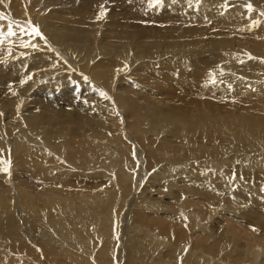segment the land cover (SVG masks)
I'll return each mask as SVG.
<instances>
[{
  "label": "bare ground",
  "instance_id": "6f19581e",
  "mask_svg": "<svg viewBox=\"0 0 264 264\" xmlns=\"http://www.w3.org/2000/svg\"><path fill=\"white\" fill-rule=\"evenodd\" d=\"M41 1L45 3L47 2L45 5L52 6V5L58 4V0H10L11 3L9 4L10 5L9 12L6 11L5 15L3 16L4 18L0 19L1 23L4 25L11 24L12 30L16 33V35L7 37L8 28H4V25L0 24V33H3L4 36L6 37V39L4 40V43L0 45V54L2 53L1 56L4 54H9V53H12L14 55H17V54L26 55L29 53L30 55L33 54L32 58L27 59L26 62L17 61L14 64L12 63L13 66L16 65L21 70L19 72H17L18 69L17 71H9V72H2L4 71L3 69L0 70L1 72L0 73V91L4 90L5 88L6 89L10 88L7 81L18 79L17 83L18 84L20 83L23 87L26 86L25 88H28L29 91L31 88H34V87H36V90L44 89L47 91L45 92L46 94L57 95L58 101L65 99L62 97H65L66 94H69V89L71 91L73 88V87L71 88L70 84L76 80H79V83L77 84L76 87H77V90L80 92H82L83 89L88 88L87 86H92V88L95 90H102V92L106 94L105 96H103V98L105 97L108 98L112 95L114 97L116 96L115 92H117L119 94V97H118L119 101H117L115 98L117 103H114V102L113 103L117 109L119 108L122 109L123 107H125L126 109V106L127 107L129 106L128 109L131 108L130 111L133 116L131 115H130L131 117L128 116L129 122L127 123L128 124L131 123L132 125V121L134 122L133 127L137 129L135 130L137 131L136 134L138 135L137 137L133 136L131 138L135 137L136 143H141L142 146L132 145L133 143H130V140L128 138L126 139V136H127L126 133L128 132L129 129L126 130V128L121 126V124H120L121 126L120 130H123V131L125 130L126 132L125 133L121 132L120 134H116V136L111 137L113 131L112 130L110 131V129H112L113 126L115 127V125L113 124L114 117L111 114L110 120H109L110 116H107L108 118L107 120L109 121L107 122L105 120L103 121V119L101 120L99 116V114L101 113L100 111H99L100 113L98 114L100 120L98 118L96 119L95 117H92L91 124L94 127V130H86L83 127H72V126L66 127L64 129V133L67 134V136H70V135L71 136L67 138L65 134L63 136L66 139V141L60 146L64 150H66L67 153H66V156H63L62 158H60L58 154H54L57 157V158H54L48 152V147H54L53 145L58 144L59 142L62 143V138L58 140H54L52 137H48L46 134H44V136H41V138L33 137L32 135L34 142L38 143L39 146L38 147H34V146L28 147L29 141L32 140V137L28 135L29 130L25 132V128H23L20 131V129L18 128L13 129L10 127V131L11 133L12 132L14 133L13 137L15 138L14 143L11 144L10 152L6 151L8 149H6V147L4 146V142L0 143V153L4 155V156L2 155L0 156L3 157L4 159L9 156L8 158H9L10 164H8L9 166L6 167L5 163L3 162L4 160L0 158V162H2L0 163V165L6 168L7 170L9 167L10 169H12V171L16 172L17 176L15 177L14 183H13V178L8 177L7 179L9 180V183H6L8 185L4 183L3 186L5 187V189H0V205L2 207L1 209L2 214H6L8 212V209L5 208V204L10 203V198H9L10 194L18 183L25 182L23 185V188L30 189V188H34L37 185V182L45 181L38 167H61L66 170L72 169L73 167L78 166V165H85L86 167H97V163L100 160H114L118 165L129 164L130 167H135V164H136L135 160L131 157L133 147H135L136 149H141L145 151L143 154H146V157H145L146 162H147L146 167L148 168L161 167L163 165L161 164V159L162 158L165 159V157H162L159 160L156 159L153 161L152 158L149 157L148 155L150 153H153L150 146H151V143L156 139L149 138V139L144 140L143 141L144 143L137 140V138L143 139L144 137L149 136V135H146L148 133L147 130L145 131L146 133H144V130H141L142 125L148 120L154 122L155 120L163 119V120H169L173 123H179L180 121L184 120L186 117H189L193 113L197 112L198 118L201 121L211 120L212 126L218 127L224 136L228 138H232V139L238 136H241V135H244L245 136L244 138L246 139L250 138L255 132L256 128H264V116H257L255 113H247L246 111H244L243 106L245 105H242L240 103L241 100H243L240 97L243 96L244 94H238V93L231 94L232 92L237 91L236 87H238L239 89L244 91V93H246V91L255 89L253 88V85H257V83H261L260 93H261V97L264 98V71L257 70L258 65H254L256 69H251L250 67H246V65H250V63H254L255 60L260 61L258 57H254L250 59L251 57H249V55L246 56L244 55V53H242L241 58H240V63H242L241 67L242 66L244 67L243 68L240 67L239 70H236V71L227 70L225 66H219V67L216 66L215 69H212L211 70L212 76L215 82H217V80L220 78L224 79L222 80V82H220L221 85H214L213 82H211L210 76L205 69H203L202 76L199 74V76L201 77L198 78V82L196 81L197 83L194 81L193 82L190 81L192 78L188 80V77H186L187 79L183 77L177 80V78L175 77L177 80V82L174 81L175 85H178V86L182 85L184 87L187 86L191 88L192 91L195 93H191L189 91L190 93L189 96L191 95L190 96L191 98H198V101H196V103L194 102L195 106L192 105L193 108L186 106V104L182 105L181 107H178L179 105L178 106L172 105L170 103L169 98H166L168 99L167 101H162L159 96L154 94L152 89H149V87L142 88V90L141 88H137V87L130 88L131 87L129 86L130 84H134L132 85V87L133 86L135 87L136 84L140 81V79L134 72L133 66L137 65L136 63L137 60L139 61L145 58L146 62H152L153 64H155L152 66L154 70L157 68L156 64L158 65V67L161 66L159 70L157 69L156 70L160 71L158 73L159 75H162V77H165L166 75L169 76L171 74V71H168L169 69H174V74L176 75L184 74L185 72L184 70L188 71L186 69L187 66L185 64L189 60L188 57H179V56L172 57V56L182 54L185 50L188 51L189 50L188 48L190 47L198 46V43L195 42V40H198V39H193V38L186 39L185 38L186 36L197 35L198 34L197 27H192V26L190 27L185 24V21L179 18V20H173L174 23L172 25L169 24L170 26L165 29H162V28L153 29L149 27H143V25L137 27V24L136 25L130 24L127 28H125L123 27L122 23L117 22L118 19L115 20V17L116 18L117 16L119 17V14L116 13L117 15H115L114 13V11H116L115 9L116 7L110 8L109 6L105 7L106 13L107 11L110 13L113 12L112 15L108 13L109 15L104 16L102 19L98 21H93L92 23L87 22V24H85L86 22H83V19L85 17L82 19L81 18L82 16L81 17L79 16L80 19H76L74 15L81 14V15L87 16L89 12L86 13L85 9L81 5H78L76 9H72V10L68 9L67 8L69 7L68 5L72 4L73 0H66L67 2L65 6L61 8V9L69 10V11H64V10L60 11L59 9L58 11L60 13L55 12L54 15L49 11L50 13L49 14L47 13V15L49 16H44L41 14L37 16L36 15L37 11H35L36 9L35 6H37V2L39 3ZM113 1L114 0H109V2H113ZM161 1H162L161 4L159 5L153 4L151 7L149 6V0H136L134 4L138 5L141 2H147V5L150 7V10L154 11L155 9V11H157V10H160V6L163 4V2H166L167 0L166 1L161 0ZM168 1H171V0H168ZM193 1L196 2V0H193ZM3 2L7 3V0H0V7L1 5H3L2 4ZM82 2L86 4L85 6L90 7V5H93L92 0H82ZM104 2L105 0H99L98 4L103 5L102 3ZM185 2H188V1H185ZM178 3L183 4L181 1H179ZM166 4L165 6L163 4L166 11H168V13L170 11L173 12L172 10L174 9V6L170 5L169 3L168 5ZM184 4H187V3H184ZM22 5H26V6L29 5V7L30 5H34V6H33V9L31 10H26V9H30L31 7L26 8L24 10L22 8ZM183 6L185 5H182L181 7ZM196 7L197 9L196 10L192 9V11L195 12V15H196L195 18L198 19V8L199 7L198 5ZM98 8L99 7H97V9ZM179 9H180V6H179ZM223 9L225 10V8ZM217 10H218V7H217ZM100 11H101V8H99L96 12H94L95 17H97ZM67 12H70V15H68L69 18L68 16H65ZM171 12L169 14H171ZM174 12H176V9ZM188 12L191 13V11H188ZM182 13L187 14L185 13V11H182ZM229 14L231 13L229 12ZM243 15L244 16L246 15L245 11L243 12ZM23 16L29 17V18L33 17V20L35 18V21H33L35 24L33 25H35L39 29V31L42 34V39H45V43L47 45H52L50 47H52L53 49L55 48V51H51L48 54L44 52L46 51L44 48L42 49L39 48V49H36L32 53L25 47L21 46L23 43L30 42L29 47H32L31 46L32 43H36L35 47H42L41 41L39 40L36 41L35 39L28 40L31 37H33V34L32 35L28 34V32L31 33V30L29 28L33 26H32V22L27 23L25 20H22ZM204 16L205 15H200L199 18H202ZM88 17L89 16H87V18ZM240 17H243V16H240ZM254 17L258 18V20H255L256 22L259 20H262V25H260V27L264 28V19L262 15L255 14ZM37 18L39 19L36 20ZM168 19H170V17L169 18L167 17L166 20ZM14 22H17L16 25ZM228 26L230 27V24ZM132 27L134 28L137 27L136 29L138 31H135V29L131 30L130 28ZM251 27H254V26H250V28ZM82 29H87L86 30L87 41L85 42V44L82 45L81 47H78L76 45L70 46L73 42L77 40V37H78L77 32L81 31ZM140 29L143 31V33L150 30V33L142 37L143 33L140 31ZM19 36L30 37V38H23L20 41L18 38ZM170 38L171 40L168 41V39ZM224 45L228 46L229 44H227V42L222 43V41H220L219 42L220 48H216V49H221V47H224ZM200 47L204 48L206 46L201 45ZM95 48H99V49H98V52L93 57L90 54H82L80 53V51L77 50V49L87 50V49H95ZM227 48L229 49V46L226 47L225 49ZM25 51H29V52L24 53ZM11 55H9V57ZM75 55H78V57L76 58ZM102 55H107L108 57H112L118 60L117 61L114 60L115 62H113L112 60L108 58H105L103 60H98L97 57L102 56ZM35 57L41 58V59L34 61ZM234 58H237V56ZM203 60L205 61L206 59L203 58ZM32 61H34L35 66L32 67L33 69L32 68L28 69L26 65H29V64L32 65L33 63ZM246 61H250V63H246ZM144 64H141V65H144ZM9 65L10 64L6 65V67H8ZM202 65L204 67V64ZM73 67L75 69L77 68L75 72H73L74 71ZM127 68L133 69V72H129V74L130 75L132 74L135 76L134 81H131L133 80L132 75H131L132 77H130V75H126L122 77V75H124V71ZM143 68L145 69V67ZM69 69L72 71H70ZM56 70H59L61 72L64 71V73L62 74V76H58L56 74L57 73ZM191 71L193 70L192 69L190 70V74L192 75ZM213 71L214 72L218 71V72H216V74H213ZM230 71L233 74L232 73L230 74ZM239 71L242 73H240ZM235 72L240 73V74L237 73L238 75H240V77L238 76L239 78L236 77L237 75ZM146 73L148 72L146 71ZM7 74H9V78L10 76H13L15 77V79L13 78L10 80H6V82L4 83L2 82L3 80H1V78H4ZM137 74L141 76V72ZM142 74H143L142 76L145 78L146 74L145 73H142ZM148 74L147 76L149 77ZM217 74L219 75L217 76ZM194 75L195 74H193V76ZM47 76H51L52 80L48 82H44L43 79H45ZM29 77L31 78L29 79ZM150 77L152 78V76ZM150 77H149V80H150ZM128 79H129V82H128ZM171 79H172V75H171ZM204 79L205 81H203V83L201 84L202 80ZM229 79L231 80L230 83L232 84L231 86L232 88L225 87L227 85L224 82L225 81L229 82ZM19 80L20 82H18ZM159 80H160V77H159ZM21 81H24V83H21ZM42 82H44L45 86L44 84L43 85L39 84ZM125 82L129 84H125ZM88 83H90V85ZM206 84L207 86L210 87V89L215 90L217 93L229 94V95H226L228 99L226 100L228 101V103L222 104L223 105L222 108H224V110H221V107L219 105L212 103L211 101L207 100L205 97L202 98L203 96H201V94L205 95L206 93H199L200 91L198 90H200L199 88H205ZM100 85L104 89L101 88ZM162 85L164 88L165 87L164 84ZM251 85H252V88H251ZM178 86H175L174 89H179ZM56 87L58 88L59 91H56L57 90ZM76 87L74 86V88ZM184 87L182 89H184ZM92 88H88V92H86L85 94L89 95L90 92H92L93 90ZM28 89L26 91H28ZM174 89L172 92L173 95L176 94L174 93L175 92ZM4 92H7V91L4 90ZM26 94L27 93H25V95ZM37 94L38 93H34L33 96L30 95L29 101H31V103L29 102V104L31 105H29V107L26 108V106L24 107L25 105L24 104L22 107L25 109L20 110L18 105L19 103L21 104V100H22L20 96L21 92L18 91L16 93L15 91V95L13 96L10 95L11 98L8 97V93H7L6 95H4L5 101L0 100V102L4 101L3 104H5L7 108L9 107L8 108L9 111L8 113H5V115L9 114L11 120L16 119V120L21 121L20 123H23L21 124V127L22 125L24 126L27 125L26 123H30L32 125L37 124L39 125L38 129L41 130L46 124V121L44 119L45 122L43 120L39 122L36 116L40 115L44 108H50L51 107L50 105L52 104L48 100V98L46 99L40 96L41 95L40 91H39V96H40L39 99L44 98V100L46 99V101L44 103L42 102L37 103V101L39 100L37 99ZM75 95H78V96H75ZM173 95L170 94V96H173ZM187 95L188 93L186 94L184 93L182 96H178V97L183 99L182 102H184V100L186 99L185 96ZM214 95H216V93H214ZM79 96H80L79 93L78 94L75 93L73 95L67 96L68 101L66 99V105L71 106V109H67V107L65 106L66 108L64 107L65 108L64 110L66 109L70 110V113L72 115L71 117H67L68 115H66V118H63L62 116L63 120H71L73 118H77L80 116L81 113L76 111L75 109L78 107V105L77 107L75 106H76V103H77L76 101L78 100ZM221 96L224 97L223 95ZM174 97H176V95ZM231 97H234V99ZM236 99L238 100L236 101ZM256 99L260 100L261 103L264 105V100H261L259 98H256ZM178 101L180 104H183L182 102H180V100ZM63 103H65V101ZM97 104L95 103L96 107H97ZM227 104L228 106H226ZM33 105H36V106H33ZM100 105L99 107L101 108ZM215 105L217 107H215V110H213L214 108L212 109L211 107ZM6 106H4L5 107L4 110H6ZM103 106H104V102H103ZM32 107H36V109L33 108V110H30L29 108H32ZM55 108L56 107L54 106V109ZM92 108H91L90 103H88V106L86 107V109L94 110ZM252 108L253 107L246 108V109H248L249 111H255V110H251ZM77 109L79 110V107ZM130 111L128 112L129 114H130ZM102 114L104 113H101V116ZM0 118H1V115H0ZM101 118H104V117L102 116ZM118 123L120 122H119V118L117 117L116 127ZM128 124L124 126L129 128ZM230 124L231 125L234 124V127L235 125H237L236 129L240 131L239 132L240 134L233 135V133H229L228 135H225L226 133H228L226 132V130L228 129V125ZM17 126L18 127L20 126L19 123H17ZM150 127L151 126H148L145 128L148 129ZM241 127L243 130L241 129ZM1 128L4 129L2 127V121L0 120V130ZM36 128L37 126H31L30 131L32 132ZM156 130H157V127H155V129L152 127V132H153V133L151 132L152 135L155 134ZM183 131L187 132L185 128L183 129ZM4 133L0 131V134H3L4 138H6V134ZM25 133H28V134H25ZM41 133H45V132H41ZM122 134H124L125 138H123V136H120ZM255 134L264 135V132L256 131ZM7 137H9V135H7ZM26 138H28L29 140H26ZM111 138H113L114 140L116 138L120 140V142L118 143L119 150L116 151L115 153L110 152L106 147L107 145H110L114 142V140L113 139L111 140ZM9 141H13V140L9 139ZM159 143H161V147L159 150L160 153L163 150H171V148H174V146L172 145L175 144L173 141L169 140L165 136L161 138ZM192 143L193 145L194 144L196 145L195 142H192ZM177 151H180V148H177ZM253 151L256 152V149H253ZM160 153L159 155L161 156ZM254 153H253V156L255 155ZM118 155L119 157H117ZM185 156H188V154H186ZM196 156L198 157V153H196ZM207 156H211L213 158V161L206 162L201 165L199 164L198 167L217 169V167H240V165H242L241 162H238V160H236L235 158V157H240V156L229 153L228 149L220 148L217 150L203 151V154L200 155V158L203 159V158H206ZM249 157L250 158L247 157L248 160H246V162H248L250 159L253 158L251 156ZM174 159H173L174 161L166 159V161H168V164L163 165V166L166 167L167 165L172 164L170 166H167L166 168L180 167V164L182 163H179V165L173 164V163L176 164L180 159L179 160L177 158H174ZM258 160H259L258 162L253 160L254 162L248 165L245 164V166L243 165L242 166L243 167H264V162L261 159H258ZM77 161L78 162L81 161V163L77 164ZM138 163L140 164V161ZM19 167H24L25 169H32L33 173H32L31 181L26 182L27 178L23 174L22 171L18 170ZM161 171H157L153 173V176L157 180L163 179V177L160 176V174H162ZM245 173L246 171L242 172V174H245ZM174 177L182 178L185 180V182L183 183L179 182L178 180L174 179ZM249 179L253 185H257L260 181V179H257L255 177H250ZM207 181L211 186L215 188L224 187L223 193H226V192H238V193L233 195L230 201H225L219 191L214 190L212 188H209L210 190L203 189L205 191L201 192V194L202 193L205 194L209 198L210 200L209 202L212 204L211 210L208 214V210L203 206L204 203L202 204L203 199H200V197H198L197 199L196 198L197 196L195 195L197 193L200 194V190H201L200 187L202 186L203 183H206L207 185ZM135 183L136 182L132 178L128 179L126 183L127 196H129L131 192H133V186ZM231 183L233 184V187L231 186L232 188L231 187L229 188L228 184H231ZM234 185H237L236 189ZM248 188H249V184L245 180H242V179H231V181H227V183L225 184L224 181L219 177L210 175L208 179L206 180L202 176H200L197 172H194V171L187 172V173L181 172L171 177L169 180L168 186L165 187V193L163 196H165L166 194L173 193L171 197L173 199L172 205L174 208H171L169 205H164V203H160L158 201L153 200L152 204L149 203L147 206L146 204H143L145 205L144 206L145 209L143 207H141L140 209L143 211V217L138 221V225L143 230V234L149 239V244L153 246H160L159 249L163 248L165 245L168 244L166 249L169 250L168 252L173 257L171 258L170 256L169 257L164 256V259L161 258L155 264H235L233 262H237L240 264H252L251 262H254L256 255L263 250L262 247L264 245V194H263V190H258L256 188L252 191L253 193L252 194L248 191ZM91 190H92V186L90 184H86L83 182H78L70 186V189H69V198L71 202V210L69 212L70 214L74 213L72 215H75V213H77L78 211H80L86 206L87 199L90 196ZM98 194H103V191H99ZM195 203H197L198 207L194 206ZM138 205L139 204H136V206ZM149 208H151L152 212L150 211V213L148 214L145 211H148ZM153 208H155V210H153ZM215 212L221 215L223 221H220L221 219H219V221H214L210 223L208 220L211 219L212 215H214ZM125 214H126V211L120 210L116 213L106 215L103 222L101 223V226L98 230V236L95 239V243L97 246H99L103 254L106 255L111 250L112 247H110L109 241L112 243V240H114L117 231L119 230V228L121 227L124 221ZM11 217L6 216V215H0V225L2 224V221H4L9 228L15 227L18 224V221L15 220L13 216ZM190 235L194 236V243L191 245L188 242H184L185 241L184 239ZM153 239H155V242L153 241ZM230 245L233 247L231 248ZM54 250L55 249L48 250L46 253L48 254V252H52ZM158 250L155 251V253H157ZM174 253H178V254H174ZM245 258H248V259L246 260V262L243 263L242 260L244 261ZM26 261L24 263L19 262L17 264H42V262L38 260L29 259V261L27 262ZM52 261L56 262L54 260ZM263 261L261 263H263ZM73 262L74 263L72 264H89L86 261V259H81L79 262H76V261H73ZM54 264H58V263H54Z\"/></svg>",
  "mask_w": 264,
  "mask_h": 264
},
{
  "label": "rangeland",
  "instance_id": "374dc122",
  "mask_svg": "<svg viewBox=\"0 0 264 264\" xmlns=\"http://www.w3.org/2000/svg\"><path fill=\"white\" fill-rule=\"evenodd\" d=\"M135 1L134 0H117V1L114 0L113 2H109V0H105V2L102 3L103 5H101V4H98L99 0L98 1L92 0L93 5H90L89 7V6H85L86 4L82 2V0H73L72 4H69L68 5L69 7H67L68 9L72 10V9H76L78 5H81L85 9L86 13L89 12V14L87 15L89 16L88 18L87 16H84L81 14L74 15L76 19H80L79 16L80 17L82 16L81 17L82 19L85 17L83 19V22H86L85 24H87V22L92 23L93 21H98L94 15V12H96L99 8H101V6H103V8H105L106 6H109L110 8L116 7L115 8L116 11H114V13L115 15L119 14V17L118 16L117 18L115 17V20L118 19L117 22L122 23L123 27L125 28H127L130 24H135V25L137 24V27L143 25V27H149L153 29L155 28L165 29L174 23L173 20H179V18L185 21L186 25L190 27L191 26L197 27L198 29L197 35L186 36L185 38L186 39H190V38L198 39V40H195V42L198 43V46L190 47L188 48L189 49L188 51L185 50L182 54L172 56V57H177V56L188 57L189 60L188 62L185 63L187 66L186 69L188 71L184 70L185 71L184 74L176 75L174 74V69H169V70L167 69L168 71H171V74L169 76L166 75L165 77H162V75H159L158 73L160 71H157L159 70L161 66L158 67V65L156 64L157 70L155 69L156 70L155 71L152 68V66L155 64H153L152 62H146L145 58H143L142 60H139V61L137 60L136 61L137 65L133 66L134 72L136 73L140 81L136 84L135 87L134 86L132 87V85L134 84H130L129 85L131 86L130 88L137 87V88H141L142 90V88L149 87V89H152L154 94L159 96L162 101H167L168 99L166 98H169L170 103L172 105H175V106L179 105L178 107H181L182 105L186 104V106L193 108L192 105H194V102L196 103V101H198V98H191L190 97L191 95L189 96L190 94L189 91L191 93H195L192 91L191 88L187 86L184 87L182 85L178 86L174 84L180 78L188 77V80L192 78L190 81L198 82V78L202 76L203 69H205L210 76L211 82H213L214 85H221L220 82H222V80L224 79L220 78L217 80L218 83L215 82L213 79L211 70L215 69L216 66L217 67L225 66L227 70H231V71L239 70V68L242 65V63H240V58H241L242 53H244V55L246 56L249 55V57H251L250 59L254 57H258V59H260V61L255 60L254 63H250V61H246V63H250V65H246V67H250L251 69H256L254 65H258L257 70L264 71V28L260 27V25H262V20H259L256 22L255 20H258V18L254 17L255 14H260L262 15L264 19V0H233V1L232 0L230 1L229 0H196V2L193 0L191 1L190 0H171V1L167 0L168 2L164 0L167 2V4L166 2H163L164 6L165 4L168 5L169 3L170 5L174 6V9L172 10L173 12L176 9V12L174 13L170 11L171 14H169L170 12L168 13V11H166L163 4L160 6V10L155 11L154 9V11H152L150 10V7L147 5V2H141L140 4L135 5L134 4ZM179 1H181L183 4L178 3ZM185 1H188V2H185ZM66 2H67L66 0H58V4L52 5V6L45 5L47 2L46 3L43 1L39 3L37 2V6H35L36 8L35 11H37L36 15L38 16L41 14L44 16H49L47 15V13L49 14L50 12L54 15L55 12L60 13L58 11L59 9L60 11L61 10L69 11L66 9H61L65 6ZM161 2L162 1L160 0V3L156 5L161 4ZM10 3H11L10 0H7V3H4V2L2 3L3 5H1L2 8L0 7V14L4 16L6 11L9 12ZM184 3H187V4H184ZM196 4L199 7L198 8V19L195 18L196 17L195 12L192 11V9L193 10L197 9ZM249 4L252 5L251 9H249L248 7ZM178 5L180 6V9ZM182 5H185V6L181 7ZM33 6L34 5H30L31 7L30 8L29 5L27 6L22 5V8L24 10L26 8H30L26 10H31L33 9ZM97 7L99 8L97 9ZM217 7L220 12L217 10ZM223 8H225V10ZM226 8L228 9V11ZM181 10L185 11V13L187 14L182 13ZM188 11H191V13ZM244 11L246 13L245 16L243 15ZM229 12L231 14H229ZM108 13L110 12L107 11L105 16L109 15ZM66 14L65 16H68L70 15V12H67ZM112 14L113 12L110 13V15ZM200 15H205V16L202 17L203 18L202 19V18H199ZM240 16H243V17H240ZM167 17L168 18L170 17V19L166 20ZM38 19L39 18H37L36 20ZM22 20H25L27 23L32 22V26L36 27L35 25H33L35 24L33 22L35 21V18L33 20V17L29 18V17L23 16ZM227 22L230 24V27L228 26L229 24ZM14 23L16 25L17 22H14ZM0 24H2L1 21H0ZM8 26L9 25H4V28H8ZM250 26H254V27L250 28ZM33 27H30L29 29L31 30ZM136 28L132 27L130 29L131 30L135 29V31H138ZM86 30L87 29H82L81 31H78L77 40L73 42L70 46L76 45L78 47H81L82 45H84L85 42L87 41ZM140 31L143 33L141 29ZM149 33H150V30L144 32L142 34V37ZM18 38L21 41L23 38H30V37L19 36ZM31 39H35L36 41L38 40L41 41V45H42V47H26V49H28L32 53L36 49H39V48L40 49L44 48L46 50L44 52L48 54L51 51H55V48L53 49L52 47H50L52 45H47L45 43V39H42V35L35 36L33 34V37H31L28 40H31ZM170 40L171 38L168 39V41ZM220 41H222V43L227 42V44H229L228 45L229 49L228 48L225 49L226 47H228L226 45H224V47H221V49H216V48H220L219 47ZM31 45H36V43H32ZM201 45H205L206 47L201 48L200 47ZM84 49H77V50L80 51V53L82 54H90L93 57L98 52L99 48L87 49V50H84ZM29 51H25L24 53H27ZM1 54H0V60H2L3 63H0V70L1 69L4 70L2 72L17 71V69H18L17 72L21 71L16 65L13 66V64L17 61L26 62L27 59H31L33 56V54L30 55V53L26 55H18V54L14 55L12 53H9V54H4L2 56ZM9 55H11L12 57L11 56L9 57ZM236 56L237 58H234ZM75 57L77 58L78 55H75ZM97 58L98 60H103L105 58H108L112 60L113 62L118 60L112 57H108L107 55H102ZM203 58L206 60L204 61ZM34 59H35L34 61H37L41 58L35 57ZM34 61H32L33 62L32 65L30 64H29L30 66L26 65L28 69L35 66ZM8 64L10 65L6 67V65ZM141 64H144V65H141ZM202 64H204V67ZM143 67H145V69ZM243 67L244 66H242L241 68ZM191 69L193 70L191 71L192 75L190 74ZM73 70H74L73 72H75L77 68L75 69L73 67ZM56 71H57L56 74L58 76H62V74L64 73V71L63 72L59 70H56ZM146 71L149 74L146 73ZM231 71H230V74L232 73ZM129 72H133V69L127 68L124 71V75H122V77L126 75H130ZM140 72H141V76L137 74ZM216 72L218 71H215V72L213 71V74H216ZM239 72H235L237 75L236 76L237 78L240 77V75L238 74L242 73V72L240 73ZM142 73L146 74L145 78L142 76L143 75ZM147 74L149 75V77L152 76V78L150 77V80ZM193 74L195 75L193 76ZM199 74L201 76H199ZM131 75L130 77L133 76L132 77L133 80L131 81H134L135 76L134 75L131 76ZM171 75H172L173 80L171 79ZM218 75L219 74H217V76ZM159 77H160V80H159ZM175 77L177 78V80ZM13 78L15 79V77L13 76H10L9 78V74H7L4 78H1V80H3L2 82L5 83L6 80H10ZM17 80L18 79L12 80L13 82L7 81L10 88L4 89L7 92H4V90L0 91V97H1L0 100L5 101L4 95H6L7 93H8V97L11 98V96L15 95V91L16 93L19 91L21 92L20 96L22 98L21 104L19 103L18 105L20 110L25 109L22 107L24 104H25L24 107L26 106V108H28L29 105H31L29 104V102L31 103V101H29L30 99L29 96L30 95L33 96L34 93H38L37 99H39L40 96L46 99L48 98V100L51 102L52 105H50L51 106L50 108H44L41 114L36 116L39 122L42 120L44 121V119L46 121V124L44 125V127L41 130H39L38 129L39 125L37 124L32 125L30 123H26L27 125L29 124L28 126L25 125L27 127H25L24 125H22L21 127V124H23V123H20L21 121L16 120V119L11 120L9 114L5 115V113H8L9 107L7 108V106L3 104L4 101H1L2 103L0 102V109H1L0 113L2 112L0 114L1 115L0 120L2 121V127L4 128V129L1 128L0 131L2 133L5 132L4 134H6V138H4L3 134H0V143L4 142V146L6 147V149H8L6 151L10 152L11 144H13L15 141V138L13 137L14 133L13 132L11 133L10 127L13 129L18 128L20 129V131L23 128H25V132L29 130L28 131L29 134L28 133H25V134H28L30 137H32L33 135V137L41 138V136H44V134H46L48 137H52L54 140H58L62 138V143L59 142L58 144H54L53 145L54 147H48V152L52 157L57 158L54 154H58L59 157L62 158L63 156H66V153H67L66 150H64L60 146L66 141V139L63 137L65 134L64 129L66 127H69V126L83 127L86 130H94V127L91 124L92 117L99 119V116H100L101 120L103 119V121L105 120L107 122L110 120L111 114L114 117L113 124L115 125V127L113 126L114 129L113 128L110 129V131L111 130L113 131L111 137L116 136V134H120L121 132L125 133L126 132L125 130L124 131L120 130L121 126H123L124 128H126V130L129 129L128 132L126 133V135L128 136V137L126 136V139L128 138L130 140V143H133L132 145L142 146L141 143H136L135 137L131 138L133 136H136V137L138 136L136 134L137 129L133 127L134 122L132 121V125L131 123H129L130 125L127 123L129 122L128 116L130 115L133 116L130 111L131 108L128 109L129 106L128 107L126 106V109L125 107H123L122 108L123 110H122L120 108L117 109L116 106L114 105V103H117V101H119L118 99L119 94L117 92H115L116 96L114 97L112 95L108 98L106 97L103 98V96L101 95L102 90H95L92 88V86H87L88 88L93 89L92 92H90V94L88 95V94H85L86 92H88V88L83 89L82 92L77 90L76 86L79 83V80H76L70 84L71 88L73 87L72 88L73 91L72 90L70 91L69 89V94L65 93L66 96L63 95L65 97H62L65 99L58 101L57 95L46 94L45 93L47 92L46 90L44 89L36 90V87L31 88L29 91L28 88H25L26 86L23 87L20 83L18 84ZM43 80L44 82H48V81H51L52 79H51V76H47ZM203 81H205V79L202 80L201 84L203 83ZM230 81L231 80L229 79V82L228 81L224 82L227 85L225 87L232 88L231 87L232 84L230 83ZM18 82H20V80ZM44 82L39 83V84L43 85ZM128 82H129V79H128ZM88 84L90 85V83ZM125 84H129V83L125 82ZM162 84H164L165 89L163 88ZM260 84L261 83H257V85H253V88L255 89L246 91V93H244V91L236 87L237 91H234L231 94H236V93L244 94L243 96L240 97L243 99L241 100L240 103L242 105H245L243 106L244 111H246L247 113H255L257 116H264V105L261 103L260 100L256 99V98H259L261 100H264V98L261 97V93H260L261 85ZM19 85L22 87H20ZM18 86L20 89L18 88ZM74 86L76 88H74ZM175 86H178L179 89H174ZM100 87L103 88L101 85ZM183 87L184 89H182ZM251 88H252V85H251ZM27 89L28 91H26ZM173 89L175 90L174 93H176L174 95L172 94ZM199 89H200L198 90L200 91L199 93H206L205 95L201 94V96H203L202 98L205 97L207 100L211 101L212 103L219 105L221 107V110H224V108H222L223 107L222 104L228 103L227 101L228 99L226 95H229V94L217 93L215 90L210 89V87L207 86V84L205 88H199ZM39 91L41 94L40 96H39ZM56 91H59L58 88ZM24 92L27 94L25 95ZM183 92L185 94L188 93V95L185 96L186 99L184 100V102H182L183 99L178 97V96H182L184 94ZM75 93L80 94V96L78 97V100L76 101L77 103L75 106L77 107L78 105L79 110L77 109L78 107L75 109L81 114L77 118H73L71 120H63L62 116L63 118H66V115H68L67 117H71L72 115L70 113V110H67V109H71V106L66 105V99L68 101L67 96L73 95ZM214 93H216V95H214ZM170 94L173 96H170ZM175 95L176 97H174ZM221 95H223L224 97H222ZM75 96H78V95H75ZM44 98L39 99L37 103L38 102L44 103L46 101V99L44 100ZM115 98L117 101L115 100ZM231 98L234 99V97H231ZM178 100H180V102H182L183 104H180ZM237 100L238 99H236V101ZM64 101L65 103H63ZM103 102H104V106H103ZM88 103H90L91 108L94 106L92 108L94 110L86 109V107L88 106ZM95 103L96 104L100 103L101 105L100 104L99 105L101 106V108L99 107L98 104L96 107ZM216 105L211 108L212 109L214 108L213 110H215V107H217ZM4 106H6V110H4L5 108ZM33 106H36V105H33ZM54 106L56 107L55 109H54ZM65 106L67 107L66 110H64L66 108ZM226 106H228V104ZM251 107H253L251 110H255V111H249L248 109H246V108H251ZM33 108L36 109V107H32L29 109L33 110ZM128 110L130 111V114L128 113L129 112ZM99 111L101 113H104L106 116L102 114L104 118H101L102 116ZM125 111L126 112L128 111L127 112L128 115L126 114ZM107 116H110L109 120H107L108 119ZM117 117L119 118V122H120L117 124L118 128L116 127ZM17 123H19L20 125L19 127L17 126ZM126 124H128L129 128L124 126ZM234 124L228 125V129L230 130L227 129L226 132L228 133H226L225 135H228L229 133H233V135L240 134L239 133L240 131L236 129L237 125H235L234 127ZM31 126H37V128L31 132L30 131ZM148 126H151V127L146 129L145 127H148ZM152 127L154 129L155 127H157V130L155 131L154 135H152L153 133ZM184 128L187 130V132L183 131ZM132 129L133 130L136 129V130L133 131ZM141 130H144V133H146L145 131L147 130L148 133L146 135H149V136L144 137L143 139L137 138V140L141 142L149 138H155L157 140V141L154 140L150 146L153 153L148 154L149 157H151L153 161L156 159L159 160L162 157H165V159L164 158L161 159V164L166 165L168 164V161H166V159L174 161L175 160L174 158H177L178 160L179 159L180 160L176 164L175 163L173 164L179 165V163H182L180 164V167L166 168L167 166L172 165L170 164V165H167L166 167L162 165L161 167H151L153 169L148 168L146 167L147 165V162L145 159L146 154H143L145 151L141 149H136L135 147H133L132 154H131V157L135 160V163H136L135 167H130L129 164L118 165L114 160H100L97 163V167H86L85 165H78L68 170L63 169L61 167H38L45 181L37 182V185L34 188H30V189L23 188V185L25 182L18 183L10 194V197H9L10 203L5 204V208L8 209V212L6 214L1 213L2 207L0 205V215H6L10 217L13 216L14 219L18 221V224L13 228H9L4 221H2V224L0 225V264H17L19 262L24 263L26 260L29 261V259L38 260L42 262V264H45V263L46 264H54V263L72 264L74 263L73 261L79 262L81 259H86V261L89 264H142L143 262H144L143 264H155L161 258L164 259V256H168V257L170 256L171 258H173L172 255L168 252L169 250L166 249L168 244L165 245L161 249H159L160 246H153L149 244V239L143 234V230L139 227L138 221L143 217V211L140 210L141 207L144 208L145 205L143 204H146L147 206L149 203L152 204L153 200L158 201L160 203H164V205H169L171 208H174L172 205L173 199L171 197L173 193L166 194L165 196L163 195L165 193V187L168 186L169 184L170 178L181 172L187 173V172L194 171V172H197L200 176H202L206 180L208 179L210 175H212V176L221 178L225 184L227 183V181H231V179H242V180H245L249 184L248 191L250 193H252V191L256 188L258 190H263V194H264V188H263L264 186L263 185L264 167H243L245 166V164L248 165L254 162L253 160L258 162L259 161L258 159H261L264 162V148H263L264 147V135L255 134L256 131L264 132V128H256L255 132L250 138L246 139L244 138L245 137L244 135H241V136H238L232 139V138H228L224 136L218 127L212 126L211 120L201 121L198 118V113L196 112L190 115L189 117H186L184 120L180 121L179 123H173L169 120H163V119L155 120L154 122L148 120L142 125ZM39 132L40 133L45 132V133L40 134ZM7 135H9V137H7ZM65 136L67 138V137H70L71 135L67 136V134H65ZM120 136H123V138H125L124 134ZM164 136L167 137L169 140L173 141L175 144L172 145L174 146V148H171V150H163L160 153L159 150L161 147V143L159 142L161 138ZM33 137H32V140L29 141L28 147H31V146L38 147L39 146L38 143L34 142ZM9 139H12L13 141H9ZM112 139L113 138H111V140ZM26 140H29V139L26 138ZM119 142L120 140L116 138L112 144L107 145L106 147L110 152L115 153L116 151L119 150V147H118ZM192 142H195L196 145L195 144L193 145ZM177 148H180V151H177ZM220 148L228 149L229 153L240 156L241 158L240 157H235V158L236 160H238V162H241L243 166L240 165V167H217V169L198 167L199 164L201 165L203 163L213 161V158L211 156H207L206 158H203L204 160L200 158V155L203 154V151L217 150ZM253 149H256V152L253 151ZM159 153L161 154V156L159 155ZM196 153H198V157L196 156ZM253 153L255 154L254 156H253ZM186 154H188V156H185ZM0 155H2V153H0ZM249 156L253 158L250 159L248 162H246V160H248L247 157L250 158ZM117 157H119V155ZM0 158L4 160L3 162L5 163L6 167L9 166L8 165L10 164L9 158L4 159L1 156ZM139 161H140V164L138 163ZM78 163H81V161L80 162L77 161V164ZM0 167H1L0 168V189H5V187L3 186L4 183L5 184L9 183V180L7 178L8 177L13 178V183H14L15 177L17 175H16V172L12 171V169H10L9 167L7 171H4L3 169H6V168L2 167L1 165ZM18 170L22 171L23 174L26 176L27 178L26 182L27 181L29 182L32 180V173H33L32 169H25L24 167H19ZM157 171L162 172V174H160V176L163 177L162 180H157L153 176V173ZM243 171H246V173L242 174ZM250 177H255L257 179H260L259 183L257 185H253L249 179ZM129 178H132L136 183L133 186V192H131V194L127 196L126 183ZM174 179L182 183L185 182L184 179L179 178V177H174ZM78 182L90 184L92 186V190L90 192L89 198L87 199L86 206L80 211H78L77 213H75V215H72L74 213L72 214L69 213L71 210L69 189L72 184H75ZM232 183L228 184L229 188L231 186L233 187ZM234 187L236 189L237 185H234ZM200 188H201L200 194L197 193L195 195L197 196L196 197L197 199L198 197H200V199H203L202 204L204 203L203 206L208 210V214L211 210L212 204L209 202L210 200L205 194L203 193L201 194V192L205 191L203 189L210 190L209 188H212L214 190L219 191L225 201H230L233 195L238 193V192L223 193L224 187L215 188L211 186L208 183V181H207V185L206 183H203ZM99 191H103V194H98ZM203 197L206 199H204ZM132 199L135 201H133ZM136 204H139V205L136 206ZM194 206L198 207L197 203H195ZM120 210L126 211V214L124 216V221L121 227L119 228V230L117 231L114 240H112V243L109 241L110 247L112 248L109 251V253L105 255L102 253L99 246L96 245L95 239L98 236V230L105 216L110 215L112 213H116ZM153 210H155V208H153ZM150 211H151V208H149L148 211H145V212L149 214ZM219 219H221L220 221H223L221 215L215 212V214L212 215L211 219H209L208 221L212 223L214 221H219ZM187 238L184 239L185 240L184 242H188L190 243V245L194 243L193 235H190ZM153 241L155 242V239H153ZM230 247L232 248L233 246L230 245ZM262 248L263 250L256 255L254 262H251L252 264H264V261H263L264 260V252H263L264 245ZM51 249H55V250L52 252H48L47 254L46 252ZM157 250L158 252L155 253V251ZM174 254H178V253H174ZM51 259L56 262H53ZM247 259L248 258H245V260L244 261L242 260V262L243 263L246 262ZM262 261L263 263H261ZM233 263L240 264L237 262H233Z\"/></svg>",
  "mask_w": 264,
  "mask_h": 264
},
{
  "label": "snow or ice",
  "instance_id": "6c2138e0",
  "mask_svg": "<svg viewBox=\"0 0 264 264\" xmlns=\"http://www.w3.org/2000/svg\"><path fill=\"white\" fill-rule=\"evenodd\" d=\"M158 3H160V0H149V6L151 7L153 4H158ZM248 7H249V9H251L252 8V5L251 4H249L248 5ZM106 15V10L103 8V6H101V11H100V13L97 15V17H96V19L97 20H100V19H102L104 16ZM4 17H3V15L2 14H0V19H3ZM30 35H32V34H34L35 36H41L42 34L40 33V31H39V29L38 28H36V27H33L32 29H31V33H29ZM13 35H16V33L12 30V25L11 24H9V26H8V32H7V37H11V36H13ZM6 39V37L4 36V34L3 33H0V45H2L3 43H4V40ZM22 47H29L30 46V42L29 43H23L22 45H21ZM32 47H35V45H31ZM0 63H3V61H0ZM31 77H29V79H30ZM21 83H24V81H21ZM101 95L102 96H105L106 94L105 93H103V92H101ZM86 103V102H85ZM0 163H2V162H0ZM4 171H7V169H3ZM253 230H255V229H253Z\"/></svg>",
  "mask_w": 264,
  "mask_h": 264
}]
</instances>
